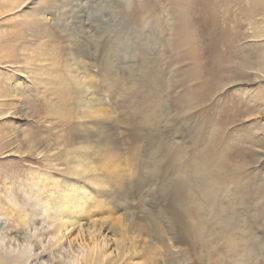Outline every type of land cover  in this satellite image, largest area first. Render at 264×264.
Segmentation results:
<instances>
[{
  "label": "rangeland",
  "instance_id": "374dc122",
  "mask_svg": "<svg viewBox=\"0 0 264 264\" xmlns=\"http://www.w3.org/2000/svg\"><path fill=\"white\" fill-rule=\"evenodd\" d=\"M198 2L27 0L17 11L19 18L46 10L45 27L32 36L28 29H19L21 20L3 25L22 53L7 49L17 58L12 67L19 70L15 82L20 93L0 103V145L16 148L7 157L14 166L2 165L0 156V174L43 166L40 154L67 167L79 159L78 150L97 146V164L106 183L98 194L95 219L84 220L83 226L103 231L110 245L105 254L117 251L116 264H236L235 255L228 252L233 242L225 236L231 233L236 234L237 254L247 247L255 264H264V194L258 187L264 178L263 16L255 11V16L245 15L241 9H247V0H217L218 20L212 24ZM36 37L40 40L34 41ZM79 61L91 67L90 82L109 90L98 105L101 112L83 119L71 111L73 85L62 86L59 79L74 75ZM37 64L43 69L34 70ZM105 68L113 72L110 82L104 80ZM120 78L124 89L115 86ZM144 96L155 103L156 113L148 120L132 109ZM141 106L145 109V102ZM214 147L227 168L226 191L223 201L204 208L199 219L222 218V232L209 219L202 228L194 214L173 203L175 182L184 181L194 191L206 183L186 178L174 152L205 158L203 152L211 153ZM213 166L205 168L211 171ZM2 187L0 245L28 248L36 255L30 264H67L77 245L65 241V248L41 251L48 242V223L31 208L32 198L22 191L27 187L13 185L10 201ZM226 193L234 194L230 204ZM8 202L19 213L5 216ZM211 229L216 230L211 237L201 234ZM88 249L89 264H99V245L90 242Z\"/></svg>",
  "mask_w": 264,
  "mask_h": 264
},
{
  "label": "bare ground",
  "instance_id": "6f19581e",
  "mask_svg": "<svg viewBox=\"0 0 264 264\" xmlns=\"http://www.w3.org/2000/svg\"><path fill=\"white\" fill-rule=\"evenodd\" d=\"M25 1L27 0H0V103H4L6 100L13 97L19 87L18 84L15 82L17 75L19 74L18 73L19 70H16L14 69V67H12V65L15 63V59L17 58L11 57L10 56L11 53L7 51V49L14 51L19 50L22 53V50H20L22 49V47L18 46L17 43H14L16 41L15 36L13 34L10 35L9 31H7L4 28L3 26L4 23H11L13 20H21L19 29L20 30L28 29L29 33L32 34L33 36L34 32L38 31L39 29H43L48 22L47 21L48 18L46 16V10H37L36 14L31 15V17H21L22 19L19 18V14L17 13V11L20 10L21 7H23ZM195 1L198 2L197 0ZM199 1L200 2H198L199 4H197V6L204 13L208 14L212 24H216L217 14L216 11L214 10V7L215 5H217V0H199ZM236 1L238 4H240L243 0H236ZM243 10L241 9V11L245 15L246 13L249 14L254 13L252 14V16L256 15L255 12H259L262 14L264 20V0H247V9L243 8ZM9 13H12L14 15L11 17H6L9 16ZM188 19L189 16L187 17L186 20L187 25L190 24L188 23ZM13 29H15V27H13ZM222 32L223 31H220V35H219L220 41L225 39V36L222 35ZM257 35H261V34L254 33L252 36H257ZM24 39L26 40V36ZM38 40H40V38L37 37L34 38V41H38ZM50 40L51 37H49L48 45L52 46L50 44ZM24 42L26 43L27 41ZM24 42L23 44H25ZM76 55H79V53H77ZM263 67H264V63H263ZM38 68L42 70L43 66L41 67L38 66L37 64L34 70H37ZM90 68L91 67H89L84 62L79 61L76 66L75 69L76 71L74 72V75L69 74L66 77L64 76L63 79L59 77V79L62 81L61 82L62 86L66 82H70V84L73 85V88L71 87L72 89L70 91V93L73 94L70 95L71 98L73 96L71 111L73 115L78 119H83L100 113L101 111L100 109H98V105L102 104L101 101L104 98L103 95H106L104 93L109 92L108 89L105 90L103 88L102 90L100 89V87L89 81L90 79L87 78V75L91 71ZM104 72H105L104 80L105 81L108 80L110 82L112 78H114L112 75L113 72L107 68H105ZM57 75L58 74H55L54 77H57ZM40 81H42V79H40ZM24 82L26 81L23 80V83ZM115 83H116L115 86L122 87V89H124L125 86L121 78L119 79V81L115 79ZM57 84H60V81H58ZM141 84H145V83H141ZM103 86L104 84L102 82V87ZM18 93H20L19 90ZM128 94L131 96L132 93L129 92ZM62 95L68 96V93L63 92ZM148 96L150 98V94H148ZM149 98L147 96H144L143 99L140 101V103L136 102L135 100V102L132 105L134 115L139 114L138 117L141 120H148L153 116V114L156 113L155 103L154 101H152V99ZM130 99L132 100V98ZM144 102H145V109L144 108L142 109L141 103ZM3 114L4 113L1 112L0 116H2ZM6 116L8 115L6 114ZM13 147H11V145H3V146L0 145V156H2L3 159L1 164L6 167L8 165H9L8 167L14 166L11 163L12 160L10 161L7 158L10 157L11 155L13 156V153L16 150V148ZM89 147L90 146H87L81 152L78 150L79 153L76 152V154L79 155V159L78 160L74 159L72 161L73 162L72 164L67 163L68 164L67 167L64 166L60 167V164L56 163V160L54 158H50L45 154L44 155L40 154L39 157L42 158L41 163L44 164L43 166L32 165L30 167H27L23 171L19 170L18 172L4 171V173L0 174V181L2 179L3 182L1 186L3 185L2 189L4 188L3 190L5 192V197L7 201H10L8 195L10 194V189H12L13 185L15 184L20 185L21 183L24 185V187H27L22 191L27 194V197H30V199L32 198L31 208L35 211L36 210L38 211L37 215L41 221L43 222L45 221L48 223V227L46 230L47 234L49 235L48 242L47 244L43 245L41 251L50 252V250L53 249L65 248L64 243L66 242L72 244L75 243L77 245L78 251H74V250H71V252L68 251L70 253V256H67L68 258L67 264H83V261L85 264H89V259L91 258H89L90 251L88 248H90V242H92L95 245L96 244L99 245V249L101 250L102 259L98 262L99 264H103L104 262L107 264H116L117 262H115L116 260L115 257L116 254L118 255L117 251L113 249L110 250L108 254H105L110 248V245L105 237V234H103V231L97 228L86 229L83 226L84 220L91 221V219L92 220L95 219L92 217L96 215L95 208L98 206V201H99L98 194H100V192L103 191L105 186L104 183H106L105 177L102 176L99 172L101 166L97 164L98 161L97 159L99 158L98 157L99 154L96 153V151H94L97 146H94L93 149L92 147L90 148ZM217 152H218V147H214L211 153L206 154V152H203L206 156L205 158L203 155H199V154L191 155L190 158H185L180 151H176L172 155L174 160L177 159L180 160L181 164L178 166H180L179 168H182L183 166L182 170L185 171L186 178L188 179L197 178L201 180L205 179L206 181V183H201L199 185V188L195 191L193 190L194 187L193 188L186 187L187 185L185 186V184H183L184 181H181L180 183L175 182L172 186L173 189L172 192L174 194V197L176 198L173 200V203L179 204L182 207V209L188 211L191 214H194L196 217V221L198 223H201L202 228L205 229L207 228L206 225L208 224V221H206L207 217L206 219L204 218L199 219L201 211L204 210V208H212V209L215 208L217 203L221 201L222 198L221 196H223L224 192L226 191L224 188L225 179L223 177V174L226 173L227 168L224 165H222L221 161H218ZM210 163L214 164L213 169L211 171H207L205 166L206 164L209 165ZM20 175H22L21 181H19ZM263 181L264 178L260 179L258 186L260 190L262 189L261 194H264ZM182 194H185V196H183ZM225 196L229 204L233 199H235L233 198L234 197L233 193H232V197L231 194L229 195L227 193ZM188 198L190 201L185 202ZM8 204H9L8 208L2 211L5 216L8 214H12L13 211L19 213V210L17 211L13 207H11L10 202H8ZM5 207L6 206H4V208ZM219 216L221 217V215ZM19 218H21L20 219L21 222L24 223L22 215H19ZM208 219L209 221L212 220V222L216 221V219H214V217L212 216ZM222 220H223L222 218H219L216 221L217 224L219 225V232H222L223 230V228L221 227ZM100 223L103 224L104 221L101 220ZM240 230L242 229L240 228ZM213 232L216 233V230L211 229L208 230L206 233L201 232V234L204 235V237L206 236L211 237L212 235H214ZM220 234L221 233H219L218 235ZM237 234L240 235L241 239L245 237V233L237 232ZM235 235L233 233L225 234L227 240H229L231 243L233 242V244L229 243L230 247L228 252H230L231 255H235V259H237V253L234 246V244L237 241L233 239V236ZM205 240L206 239L204 238V241ZM206 241L210 242V240H206ZM69 245L67 244V246ZM35 258L36 255L31 254L28 248L26 247L11 246V244L0 245V264H30L32 261H34L33 259Z\"/></svg>",
  "mask_w": 264,
  "mask_h": 264
},
{
  "label": "clouds",
  "instance_id": "9594fccd",
  "mask_svg": "<svg viewBox=\"0 0 264 264\" xmlns=\"http://www.w3.org/2000/svg\"><path fill=\"white\" fill-rule=\"evenodd\" d=\"M236 264H255L254 259L251 258L247 247L239 250L237 254Z\"/></svg>",
  "mask_w": 264,
  "mask_h": 264
}]
</instances>
